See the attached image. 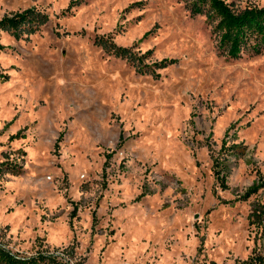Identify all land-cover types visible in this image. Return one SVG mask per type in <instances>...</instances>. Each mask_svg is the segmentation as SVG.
I'll list each match as a JSON object with an SVG mask.
<instances>
[{"label": "rangeland", "instance_id": "rangeland-1", "mask_svg": "<svg viewBox=\"0 0 264 264\" xmlns=\"http://www.w3.org/2000/svg\"><path fill=\"white\" fill-rule=\"evenodd\" d=\"M30 8L35 32L0 28V162L18 167L0 173V245L264 264V43L230 57L193 0H0V19Z\"/></svg>", "mask_w": 264, "mask_h": 264}, {"label": "trees", "instance_id": "trees-1", "mask_svg": "<svg viewBox=\"0 0 264 264\" xmlns=\"http://www.w3.org/2000/svg\"><path fill=\"white\" fill-rule=\"evenodd\" d=\"M195 11H204L207 7L218 22L221 32L220 44L230 57H239L243 49L257 40L264 43V7H248L236 12L226 0H193ZM48 19L45 13L36 8L15 12L0 19V28L8 30L12 35L20 37L25 33L35 32ZM120 52L133 58L131 49L120 47ZM130 58V59H131ZM132 60V59H131ZM17 164L10 161L0 162V173L6 169H17ZM20 170V169H19ZM217 178L224 180L221 170H216ZM0 264H71L58 255L39 252L30 257L18 256L0 245Z\"/></svg>", "mask_w": 264, "mask_h": 264}]
</instances>
